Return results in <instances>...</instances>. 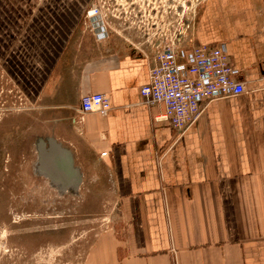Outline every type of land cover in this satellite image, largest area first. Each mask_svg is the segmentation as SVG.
<instances>
[{
  "label": "crops",
  "instance_id": "obj_1",
  "mask_svg": "<svg viewBox=\"0 0 264 264\" xmlns=\"http://www.w3.org/2000/svg\"><path fill=\"white\" fill-rule=\"evenodd\" d=\"M89 1L0 0V63L43 104V139L71 149L84 181L102 170L119 199V230L84 264H264V0L199 4L195 42L223 45L246 91L205 99L183 131L144 102L151 59L103 35ZM96 92L111 109L82 113Z\"/></svg>",
  "mask_w": 264,
  "mask_h": 264
},
{
  "label": "rangeland",
  "instance_id": "obj_2",
  "mask_svg": "<svg viewBox=\"0 0 264 264\" xmlns=\"http://www.w3.org/2000/svg\"><path fill=\"white\" fill-rule=\"evenodd\" d=\"M108 1L90 0L86 16L96 4L105 13ZM121 1L111 2L118 8L113 14L122 17L116 29L133 31L158 10L169 12L174 0H137L143 6L138 18L137 4ZM39 138L43 104L29 100L0 63V264H84L104 232L119 230V199L100 169L96 177L85 179L78 194H61L36 172ZM44 145L38 146L41 169Z\"/></svg>",
  "mask_w": 264,
  "mask_h": 264
},
{
  "label": "built area",
  "instance_id": "obj_3",
  "mask_svg": "<svg viewBox=\"0 0 264 264\" xmlns=\"http://www.w3.org/2000/svg\"><path fill=\"white\" fill-rule=\"evenodd\" d=\"M172 2L168 4L169 12L158 10L143 26L138 25L133 31H115L152 61L150 80L142 86L141 95L148 105H165V112L156 120L167 121L183 131L200 116L202 101L240 95L246 85L236 78L238 69L223 45L195 42L196 14L202 0ZM87 16L107 18L97 4ZM103 31V35L108 34L106 29ZM110 109L111 101L104 93H89L81 99L82 113L106 115Z\"/></svg>",
  "mask_w": 264,
  "mask_h": 264
},
{
  "label": "water",
  "instance_id": "obj_4",
  "mask_svg": "<svg viewBox=\"0 0 264 264\" xmlns=\"http://www.w3.org/2000/svg\"><path fill=\"white\" fill-rule=\"evenodd\" d=\"M44 142L45 153L43 155V169L51 173L52 177L43 174L40 163V155L43 154L38 147ZM37 161L36 172L48 179L52 186L58 189L61 194H78L84 182L83 172L74 159V154L70 148L63 145L53 137L39 138L36 144ZM49 177V178H48Z\"/></svg>",
  "mask_w": 264,
  "mask_h": 264
},
{
  "label": "flooded vegetation",
  "instance_id": "obj_5",
  "mask_svg": "<svg viewBox=\"0 0 264 264\" xmlns=\"http://www.w3.org/2000/svg\"><path fill=\"white\" fill-rule=\"evenodd\" d=\"M111 2L116 3V4H120V5L123 4L122 1L119 2V0H109L108 3H106V4H108L107 5L108 7H107L106 12H105L107 20L105 22L104 28L106 29L107 32H110V31L111 32H115V28L117 27V25H121L120 22L116 23V20L120 21L121 18H122L120 16L117 17L116 14H113V11L115 9L118 10V8L113 6V4ZM127 3H128V1H125V4H127ZM131 3L132 4H137L133 9H137L138 10L137 13H136V18H138V15H139L138 12H141L143 10V6H141V3H137V0H131ZM104 7L105 6H103V8ZM111 8H113L112 13H110L111 12ZM129 8H130V5H129ZM122 9L124 11H126L124 5H122ZM124 11H122L120 13H123ZM125 20H127V19L125 18ZM140 22H143V19L140 18ZM125 25H126V23H125Z\"/></svg>",
  "mask_w": 264,
  "mask_h": 264
},
{
  "label": "bare ground",
  "instance_id": "obj_6",
  "mask_svg": "<svg viewBox=\"0 0 264 264\" xmlns=\"http://www.w3.org/2000/svg\"><path fill=\"white\" fill-rule=\"evenodd\" d=\"M43 151H44V153H45L44 148H43ZM40 158H41V157H40ZM42 170H43V172H44L46 175H48L49 177H52V178H53V176H52L51 173L47 172V171H46L45 169H43V168H42Z\"/></svg>",
  "mask_w": 264,
  "mask_h": 264
}]
</instances>
